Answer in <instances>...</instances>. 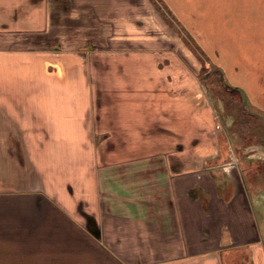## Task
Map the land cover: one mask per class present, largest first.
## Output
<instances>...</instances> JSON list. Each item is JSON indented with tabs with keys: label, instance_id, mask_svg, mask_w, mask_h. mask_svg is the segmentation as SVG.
Instances as JSON below:
<instances>
[{
	"label": "crops",
	"instance_id": "obj_1",
	"mask_svg": "<svg viewBox=\"0 0 264 264\" xmlns=\"http://www.w3.org/2000/svg\"><path fill=\"white\" fill-rule=\"evenodd\" d=\"M255 121L264 0H0V264H264Z\"/></svg>",
	"mask_w": 264,
	"mask_h": 264
},
{
	"label": "rangeland",
	"instance_id": "obj_2",
	"mask_svg": "<svg viewBox=\"0 0 264 264\" xmlns=\"http://www.w3.org/2000/svg\"><path fill=\"white\" fill-rule=\"evenodd\" d=\"M197 56L202 60V64L203 61L205 62V64L207 63V61H205L199 54H197ZM201 70H204L206 72H208L207 74V77L205 78L206 79V86H207V89H208V93L210 95H217V96H220L223 98V96L225 95V93H222L223 91H225L224 88L221 87V84L218 82L219 81V78L217 76V74L214 72V68L209 64L207 65H203V67L201 68ZM211 71V72H210ZM210 72V73H209ZM209 75V76H208ZM235 93L234 94V98L231 99V103L232 105L234 106V108H238V110H240V112H242L243 108V102H241V97L238 93L236 92H233ZM243 117H236V121L239 120V119H242ZM232 128L236 131H238L241 135L240 136H234V140L236 138V140L238 141V143H241V144H245V143H248V142H251L250 139L254 140V139H257V138H263L264 140V130H262L259 125H258V122L255 121V122H252V124L250 126H248V129L251 130L250 132L248 133H244L242 134L243 132L237 128V126L235 124H232ZM258 130L262 131V132H259ZM259 134V136L257 135ZM242 136V137H241ZM247 136V137H245ZM236 142V141H235ZM240 144V145H241Z\"/></svg>",
	"mask_w": 264,
	"mask_h": 264
}]
</instances>
